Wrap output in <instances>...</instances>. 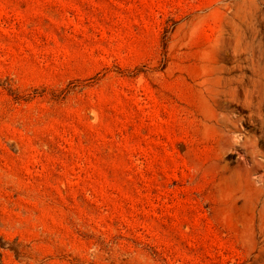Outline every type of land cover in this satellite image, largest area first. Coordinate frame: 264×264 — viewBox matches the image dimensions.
Returning a JSON list of instances; mask_svg holds the SVG:
<instances>
[{
  "label": "rangeland",
  "instance_id": "1",
  "mask_svg": "<svg viewBox=\"0 0 264 264\" xmlns=\"http://www.w3.org/2000/svg\"><path fill=\"white\" fill-rule=\"evenodd\" d=\"M0 264H264V0H0Z\"/></svg>",
  "mask_w": 264,
  "mask_h": 264
}]
</instances>
